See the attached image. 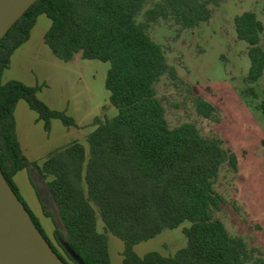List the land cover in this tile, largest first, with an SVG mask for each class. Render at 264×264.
Returning <instances> with one entry per match:
<instances>
[{"label":"trees","instance_id":"obj_1","mask_svg":"<svg viewBox=\"0 0 264 264\" xmlns=\"http://www.w3.org/2000/svg\"><path fill=\"white\" fill-rule=\"evenodd\" d=\"M226 1L37 0L0 40V170L66 264L79 263L68 255L64 243L83 264H111L110 235L123 243L122 264H264L263 252L230 235L216 216L225 200L215 184L222 169L237 172V155L225 141L203 136L192 123L170 127L156 89L163 76L178 77L167 63L165 47L151 38V26L162 21L180 30H194ZM43 15L51 22L44 41L57 59L69 63L79 55L109 65L105 88L116 116L96 118L95 130L86 137L85 145L72 142L38 165L29 162L20 148L16 104L24 101L43 121L46 132L52 120L66 128L75 127V122L40 101L39 87L18 81L3 83L2 75ZM234 30L237 39L247 45L250 60L242 93L255 98L252 85L264 72L260 46L264 27L248 11L234 18ZM194 107L204 119H214L215 107L202 97L195 96ZM30 169L46 181L56 209V216L45 211L55 227L52 239L45 235L13 181L18 172ZM178 228H182L186 244L172 256L135 254L136 245Z\"/></svg>","mask_w":264,"mask_h":264},{"label":"rangeland","instance_id":"obj_2","mask_svg":"<svg viewBox=\"0 0 264 264\" xmlns=\"http://www.w3.org/2000/svg\"><path fill=\"white\" fill-rule=\"evenodd\" d=\"M248 11L254 12L264 27V0H228L214 8L212 18L197 29L180 30L172 23L160 21L151 26L149 34L156 43L165 47L167 63L175 68L178 77L172 80L163 76L156 85L169 126L192 123L203 136L225 141L237 155V172L222 169L215 184L216 191L225 200L216 216L230 235L241 237L248 247L259 249L264 254V109L261 107L264 105V72L252 85L256 97L244 96L242 92L246 87L244 80L250 60L247 45L237 39L234 30V18ZM141 21L142 18H138V22ZM40 27L41 24L37 29ZM260 46L264 50V36H261ZM78 57L76 55L73 61ZM93 63L99 69H95L97 73L94 71L92 76L95 79L91 82L95 93L99 92L101 97L106 93L101 78L108 64ZM46 86H37L40 88L38 99ZM50 95L46 92L44 97ZM196 95L215 107L213 120H206L196 112ZM112 115V108L105 109L100 118ZM24 202L45 235L52 239L54 225L42 222L26 199ZM48 208L56 216L54 206ZM96 223L101 232L99 217ZM181 229L164 230L152 240L136 245L135 254L138 257L151 252L173 255L186 244ZM111 241L119 244L111 245ZM109 243L112 264H121L122 243L111 236Z\"/></svg>","mask_w":264,"mask_h":264},{"label":"crops","instance_id":"obj_3","mask_svg":"<svg viewBox=\"0 0 264 264\" xmlns=\"http://www.w3.org/2000/svg\"><path fill=\"white\" fill-rule=\"evenodd\" d=\"M39 24L41 27L38 30ZM50 25L51 22L46 16L37 18L28 41L14 52L9 68L2 75L3 83L18 81L28 87L47 85V89L40 93L39 99L51 110L65 112L75 122V127L66 128L59 120H52L50 131L46 132L43 121L24 101L16 104L14 118L20 148L29 162L38 165H41L50 153L72 142L78 141L85 145L86 137L95 130L93 121L102 116L103 110L112 108L113 115L107 117L116 116V110L110 105L109 93L105 88L109 65L101 78L106 93L100 97L99 92L95 93L96 89L91 82L95 79L92 76L95 69H99L98 65L93 63L95 60H83L78 57L74 61L64 63L57 59L44 41ZM46 92L51 94L48 98L44 97ZM13 181L20 197H23L24 201L26 199L37 217L42 222L53 224L51 217L45 215V211L53 214L48 207L54 206L46 188V181L34 169L18 172ZM54 230L55 227L51 230L52 233ZM110 236L109 257L110 244H119L116 241L109 243ZM123 248L122 243V260ZM110 263L112 264L111 257Z\"/></svg>","mask_w":264,"mask_h":264},{"label":"water","instance_id":"obj_4","mask_svg":"<svg viewBox=\"0 0 264 264\" xmlns=\"http://www.w3.org/2000/svg\"><path fill=\"white\" fill-rule=\"evenodd\" d=\"M37 0H0V40ZM63 248L83 264L67 245ZM0 264H66L33 223L0 170Z\"/></svg>","mask_w":264,"mask_h":264}]
</instances>
